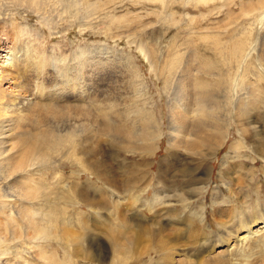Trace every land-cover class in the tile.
<instances>
[{
  "label": "rangeland",
  "instance_id": "1",
  "mask_svg": "<svg viewBox=\"0 0 264 264\" xmlns=\"http://www.w3.org/2000/svg\"><path fill=\"white\" fill-rule=\"evenodd\" d=\"M9 5L12 9L7 2L2 7L0 21L11 20L15 26H26L41 51L49 52L54 46L67 52L68 58L79 48L91 60L103 55L99 83L104 90L100 93H104L103 99L111 93L109 96L117 99V106L115 109L104 106L100 110L92 94L85 103L86 110L98 115L106 128H130L131 136L114 140L108 132L99 139L103 151L98 158L107 159L116 170V183L107 180L101 170L98 174L86 167L90 162L82 150L84 135H78L74 129L68 131L71 137L67 139L45 142L35 156L30 149L21 153L23 147L15 140L14 144L20 148L18 154L21 153L20 166H14L6 178L0 174V264H125V261L130 264L131 258L133 264H165L167 250L159 251L154 246L132 254L127 247L111 246L105 239L113 227L106 199L110 195L113 199L116 196L125 199L122 205H127L124 207L130 214L151 222L156 215L147 208V199L161 191L162 201L166 199L163 206L183 210L182 196L177 201V191L190 185L191 189L185 191L196 189V192H191L185 217L188 224L194 219L191 210L197 213L198 231L191 237L193 243L187 244L190 236L186 222L173 217L164 220L165 224L185 230L181 239L187 248L178 250L181 255L176 250V258H186L191 264H202L198 259L203 258V264H214L212 260L236 257L242 245H249L253 254L248 260L264 264V232L234 248L235 242L229 246L231 242L224 240L215 213L217 207L225 209L234 204L241 207L245 199L250 205L247 215L264 210V152L257 146L258 135L252 134L260 129L264 136V98H259L252 107L258 128L247 125L249 131L242 134L234 114L237 95L229 92L233 77L236 80L243 75L249 83L243 93L256 91L264 95V75L258 74L259 63L264 64V56H260L264 51V0H46L44 13L31 16L21 10L6 12ZM42 14L46 22L38 16ZM246 37L256 49L249 58L251 63L243 67L237 63L229 68L231 53L242 46ZM168 77H172L171 82L165 84ZM183 80L192 83L188 95ZM227 94L232 99L231 115L224 114ZM185 97L193 109L188 107L184 133L172 121L171 113L182 108ZM199 100H205V109L196 116L193 112ZM75 102L72 104H78ZM188 109L185 106L183 113ZM115 112L118 121L121 120L117 124ZM140 117L145 121L130 122ZM240 119L249 121L245 116ZM138 122L143 123L148 134L142 135ZM213 126L218 130L222 127L221 132ZM213 133L220 138L216 149L209 143ZM175 137L184 141L195 139L197 149L171 145ZM226 155L237 157L233 161L230 158L220 172ZM227 171L234 172V179L239 181V186L234 185L238 196L229 191L233 181L228 179ZM89 195L100 199V207L94 209L89 205ZM133 196L141 199L139 204H133ZM216 199L220 202L215 205ZM250 219L255 222L253 229L263 221L254 215ZM84 221L89 223L88 228L84 227ZM66 227L81 233L75 235L70 231L68 236ZM91 227H98L100 231L95 237L100 236V240L92 238ZM245 232L240 230L239 234ZM87 250L99 252L100 256L89 260L85 256ZM217 253L222 256L218 258Z\"/></svg>",
  "mask_w": 264,
  "mask_h": 264
},
{
  "label": "bare ground",
  "instance_id": "2",
  "mask_svg": "<svg viewBox=\"0 0 264 264\" xmlns=\"http://www.w3.org/2000/svg\"><path fill=\"white\" fill-rule=\"evenodd\" d=\"M6 2L10 3L13 7L12 9H10V5L6 7V12H17L21 10V12L23 13L26 12L28 16H31L33 13H38L40 11H43L44 13V8L46 6V0H0V15L3 11L2 7L4 5L6 6ZM38 16L44 22L47 21V18L44 14ZM10 30H12L11 33H9ZM0 32H2V34L0 35V174L4 178H6L10 175V173L14 169V166L19 167L20 154L23 153L25 149L32 150L31 155L35 156V153L42 150L41 145L45 144V142H54L55 140L67 139V137H71V134L68 131L70 129H74L73 131H75V133H77L78 135H84L82 150L83 153L88 154L87 160L90 162L87 163L86 167L98 174L101 170L102 173L107 176V180L116 183V170L113 169V166L110 165L107 159L101 161L98 158L99 153L103 151L102 141H100L99 139L102 137V133L106 134L108 132L109 134H111V137L114 140H120V136L130 137L131 133L128 132L130 128L128 129V127H125L124 129L117 126L106 128V126H103L101 118L98 115H95V113H92L90 110H86L87 105L85 104L88 99L90 100L92 94H94L97 100L96 105H98L100 110H104V106L105 108L109 109H115L117 106V99L109 96V94L111 93L108 92V94L104 96L106 97L105 99H103L104 93H100L104 90L103 85L99 83L102 80L99 66L101 65V62L104 61V57H102L103 55L94 56V59L96 57L98 58L96 60L92 59L94 63L92 62L91 64H89L92 60L87 57L88 55L86 56V51L83 48H79L71 58H68L69 55H66L67 52H65L63 49L56 48L54 46L49 52L41 51V48L38 44H36L35 39L30 38V36L32 37V34L27 30V27H23L21 26V24L20 27L15 26L13 25V21L11 20L0 21ZM248 39V37L242 39V46L236 50H233V52L231 53L232 55L229 68H233L234 64L237 63L240 64V67H243L245 63H251L252 60H250L249 58H251V54L256 49L252 45V42H249ZM143 54L144 59H147L146 54ZM262 55L264 56V51H261L260 56ZM30 61L33 63H30ZM89 65L90 67L89 69H87ZM104 65H107L106 62ZM49 66H52L54 69L48 70ZM150 67L155 68V66H153L151 63ZM259 70V76L260 74L264 75L263 63H259ZM59 77L60 80L58 79ZM171 78L172 77L166 78L165 84L171 82ZM132 79L134 80V77H132ZM232 84L234 85L232 86ZM182 85L184 91H186L185 93L187 94L188 87H191L192 83H190L189 80H183ZM247 85H249V83H246V77H244L243 75H238L236 80H234L233 77V80L229 87V92H233L235 93V95H237V102L234 105V114L237 116L236 118H238V121L240 122L239 128L240 133L242 134H246L247 131H249L247 125H253L254 128H258V126L256 125L257 121H255L256 117L252 112V107L256 104L259 98H264L263 93L259 94V92L256 91L243 93L242 90L246 89ZM237 87L239 90H237ZM99 94L103 95L99 97ZM106 100H108L109 102H106ZM226 100V105L223 106L224 114L231 115L232 99L229 94H227ZM72 101H76L78 104H72ZM128 101H130V99ZM195 104H197V102ZM203 105H205V100H199V105L196 109H194V115L198 116L199 113H202V110L205 109ZM185 106L187 109L188 107L190 108V110L193 109L192 106L189 105L188 97L184 98V104L180 106L182 107L180 110H178L177 112L176 110H173L171 113L172 121L174 123H177L178 129L182 130L184 133L185 131L183 129H187L186 123H188L187 113L190 112V110L188 109V111L183 113V111H185ZM128 109H130V107H128ZM117 114L118 113H116L115 115L114 122L116 123L114 124L121 122V120L118 121ZM244 116L246 118H249V121L240 119V117L242 118ZM139 120L145 121V118L140 117L138 120L132 118L130 122H137ZM140 124L141 126L139 130L142 135L144 136L145 134H148L147 128L145 129L142 126L143 123ZM213 129L220 133L222 127H220V129L218 130L213 126ZM194 134L197 135L195 132ZM252 134H254L253 136H255V134L258 135L259 142H257V146L262 152H264V136L262 130L259 129L257 132H254ZM173 139L174 140H172L171 145L175 147L179 146L183 148H191L193 150L195 148L197 149V143L195 139H187L186 141L182 140V137H175ZM15 140L17 141L16 143H19V147H23L21 153L19 154L18 152L20 151V148L14 144ZM209 143L213 144L212 149H216L218 144L220 146V138H215V135L213 133V135H211ZM132 144L134 143L132 142ZM236 157L235 155H226L225 159L221 162L220 172L223 170L224 166L227 165L230 158L233 161V159H236ZM227 169L230 170V168ZM226 174L228 175V179L233 181V184L231 186L228 185L229 187L233 188H229V191L234 196H236L237 191H235V186L238 185L237 183L239 181H236L234 179V172L232 173L227 171ZM238 178L241 181V176H239ZM190 186L189 188H187V186H184L179 189V191H177V195L179 198L177 199V201H181L182 196V203H184L183 210L177 208L175 210L170 205H168L169 208L163 206L165 205L163 201H166V199L162 201L161 198L164 194H162L161 191H156L151 199H147V208L150 211H153L156 215V218H154V220H152L151 222L147 220H140L134 217L133 214H130L127 211V205L124 204L126 208L124 207V205H122L125 199L122 200L117 196L113 199L110 197V195L109 198L106 199V201L109 202L110 205H108L106 208L110 211L109 216L111 218V221L113 222V227L112 231L107 234L108 236L105 237V239L107 238V241L111 243V246L116 247L121 245L123 246V248H129L130 253L132 254H134L135 252L145 251L154 246L157 247L159 251L167 250V253H165L166 255L164 256V259L166 261L165 264H191L189 261L185 260L186 258H176V250L182 251L181 247H186L183 246L181 239L182 233L185 230L182 228H175L173 226H170L169 223L165 224L164 222V220H167V218L171 217H173L172 219L176 218V220L177 218H179V221H181L182 223L186 222V227H189V229H187V233L190 236V240L187 244L193 243L191 237H193L195 232L198 231V226L195 224L197 213L190 209L191 213L194 214V219L189 221L188 224V218L185 217L187 214V210H189L188 207L190 206L187 205L188 200L190 199V197H192V193L196 192V189L186 192V189H191ZM87 200L89 201V205H91L94 209H97L101 205L99 204L100 199L97 196L95 197L94 195H89V198ZM131 200L135 205H137V203L139 204V202L141 201V199H139L137 196H133ZM246 200L247 199L241 201V207L236 206L235 204L230 208L225 207V209L217 207V212H215L216 216H218L219 219H217L215 216L214 217L218 220V223L221 226L224 240L227 242H231L229 243V246H231V244L235 242L233 244L234 248H238L235 246H237L240 242L243 243L244 241L253 238V236L257 234L258 236L259 234L262 235L264 232V210L258 209L257 212L247 215L246 212L250 208V205L247 204L248 200ZM219 202L220 201L216 199L213 203H215L216 205ZM252 215H254L257 219H263V221L260 222L261 224L258 225L259 227H257L256 229H253V227L255 226V222L250 219ZM224 217H226L227 219L225 220ZM203 220L204 219H201V221ZM88 224L89 223L85 221L83 223L84 227L87 226V228L89 227ZM72 228L69 229L66 227L68 236L70 231L75 235L81 233L75 228L72 232ZM90 230L93 233V239H101L100 236L95 237V233L100 231H98V227H91ZM240 230H246V232L243 233V235H240ZM82 233H86V231L83 232L82 230ZM89 239L91 240V238ZM195 242H198L197 239ZM95 243H97V241ZM213 244H215V241H213ZM96 245L98 244H94V246ZM229 246L228 248H230ZM96 247L98 248V246ZM7 248L9 249V247ZM180 251H178V253L181 255ZM221 251L225 252L224 250H219V252ZM234 251L236 250L234 249ZM238 252L241 254L239 255ZM238 252L236 254V257L233 255L231 258H227L228 260L224 259L227 262L221 260L222 258L219 260L214 259L212 260V262L214 264H253L250 260H248V257L253 254L249 245H242V248L240 247V250ZM78 254L83 257L82 252H78ZM85 256L88 257L87 259L92 260L94 258H98L100 255L99 252L94 253V251L92 252L90 250H87L85 252ZM219 256H222V254L220 255V253H217L218 258ZM127 262L128 261H125V264ZM133 263L134 258H131L130 264ZM198 263L203 264V258H199Z\"/></svg>",
  "mask_w": 264,
  "mask_h": 264
}]
</instances>
